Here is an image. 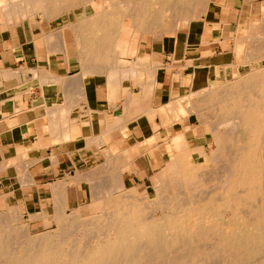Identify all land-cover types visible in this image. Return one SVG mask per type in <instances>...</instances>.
Wrapping results in <instances>:
<instances>
[{
	"label": "bare ground",
	"instance_id": "6f19581e",
	"mask_svg": "<svg viewBox=\"0 0 264 264\" xmlns=\"http://www.w3.org/2000/svg\"><path fill=\"white\" fill-rule=\"evenodd\" d=\"M91 1L23 0L22 3L25 2L27 9L28 5L33 6L34 3H40L41 7L45 6L42 7L43 9L48 8L46 5H52L48 8L52 18L55 13L66 9L86 7ZM103 1V8L100 12L91 16L86 15L72 25L76 34V57L81 61V73L84 74V77L94 71L101 70L102 61L105 60L104 67L109 69L111 81L113 78L115 83L120 73L119 70L121 71L120 76L123 75L126 79L137 76L138 73V69L122 70L117 68L119 58L115 56L114 49L119 45L118 41L126 22H131L130 27L142 32H150L155 36L162 37L166 33H173L180 38L181 35L178 33L180 26L190 25V20H200L203 14L217 10L219 7L216 3L217 6H211L212 0ZM244 1L252 2L254 0ZM55 3L57 4L53 5ZM191 5L194 6L192 9H196L188 8ZM116 6L119 8L115 9ZM15 7L16 5H13L12 10L8 11L10 17H13L17 11L15 10L17 7ZM1 9L6 11L2 6ZM189 9L192 11L190 12ZM5 16L9 17L6 14ZM256 26L264 28V11L260 21L252 20L248 24V28ZM241 29H246V27L239 26V33ZM57 33L58 36L64 34L62 30ZM57 35L55 36L58 37ZM55 36L54 38L45 37L49 38L47 40L49 43L58 42V45H51L52 48L49 49V52H54V47L59 46L56 49L66 52L69 56L67 41L62 39L61 42L59 40L61 36L56 40ZM240 41L238 35L236 44H239ZM257 45V48L254 47L252 60L264 58L263 43L259 41ZM247 58H249L248 55ZM105 69H102L101 73L105 72ZM199 71L202 73L204 70L200 69ZM199 71L196 72L198 74L195 78H199ZM246 74L241 76L238 81L235 79L225 87L222 86L218 89L209 84L205 85V89L195 91L188 98L183 96V99L179 98L178 102L164 107L167 113L172 114L170 119L173 120V123L181 121L179 117L186 113L195 115L204 123H209L212 141L208 148H211L212 152L208 153L204 144L192 147L189 138L179 139V141L177 136H172L169 142L161 144L158 150L156 149L158 152L150 150V156L155 159L156 157L159 159L160 155L164 154L169 164L159 177L170 182L159 186L155 199L144 197V199L137 200L136 198H140L137 189L133 187L124 190L122 194L115 195L116 200L108 199V211H106L108 215L94 217L89 222L86 221L85 231L82 227L83 232L71 233L57 230L49 236L47 234L46 237L33 240L30 231L28 232V224H22L19 233L25 236L23 246L27 247L18 249L19 244L15 249L10 247L12 264H123L126 262L135 264H250V261L255 259L257 261V258L261 262L260 256L264 253V67ZM87 81H89L88 77L83 80L82 76L73 80V83L83 85V82ZM106 82L109 84L108 81ZM114 84L110 85L111 97L115 91ZM151 84L149 82L147 85L151 87ZM88 85L90 84L88 83ZM150 87L148 86V89ZM111 97L110 99H112ZM139 103L141 104V102ZM199 105L205 108L209 107L212 113L208 117L213 119L215 116L216 120L204 119L205 113L201 112ZM164 108L162 107L158 111L161 113ZM54 112L52 111V114L56 115L57 113L54 114ZM70 112L72 111L68 110L66 114ZM62 113H65L64 110L60 113L61 116H64ZM67 117L69 116L67 115ZM55 118L56 124L49 123L57 125L62 117L59 116V120L57 116ZM53 120L55 119L53 118ZM67 120L64 124L66 131L62 137L66 138L65 140L69 137L67 124L69 122ZM119 121L122 120L118 118ZM55 133L57 135V131ZM60 135L58 133L57 137ZM62 138H58L59 141ZM154 138L145 141L152 142ZM161 146L162 148H160ZM105 153L108 155V163L113 164L107 170L115 171L119 175L121 170L119 157H127L126 153L122 149L116 154L105 149ZM185 153H190L194 157L209 154L215 167L209 170L183 169L179 157ZM193 176L196 177V182L193 187L188 188L187 182ZM208 184L211 188L204 189L203 187H207ZM111 195L114 196L113 193ZM92 196L94 197L96 194L94 193ZM157 210L160 213H157ZM58 216H56L60 225L58 227L60 229L69 228L70 217H67L69 219L67 221L66 216ZM74 218L76 220L77 217ZM7 226L8 220L1 219L0 245L5 247H8L6 246L8 241H6ZM90 229H93L92 236ZM87 233H90V238L93 240L86 236ZM84 237H87L86 241ZM33 244L37 245V248L32 247Z\"/></svg>",
	"mask_w": 264,
	"mask_h": 264
},
{
	"label": "crops",
	"instance_id": "0c3cea01",
	"mask_svg": "<svg viewBox=\"0 0 264 264\" xmlns=\"http://www.w3.org/2000/svg\"><path fill=\"white\" fill-rule=\"evenodd\" d=\"M215 3L218 4V9L200 17V21L193 27V35L189 37L184 35L178 41H172L166 35L155 36L133 27H123L118 41L119 49L126 54H132L136 62L124 60L119 56L118 65L122 70L138 69L137 76H132L129 80L138 82L139 94H134L135 92L132 93L123 86L125 78L123 75L120 76V70L116 83L113 78L111 81V76L106 71L103 73L106 75L104 81H98L95 73L88 76L89 81L83 82V85H75L73 79L82 72V65L78 63V59L75 58L76 62H71L74 58L69 55L63 56L64 59L66 58V64L58 62L61 56L49 54L43 32L41 35L33 36L32 29L25 27L24 24L9 23L0 8V217L6 212L12 214L16 211V214L21 215L42 214L36 218L37 221H42L49 215H54L56 218L58 214L65 213L75 201L70 194L74 184L69 176L78 168L96 162L105 163L106 122L114 123L117 117H122L123 125L106 132L115 137L114 132L120 127L127 141L131 138L138 140L139 137L144 138V141L152 138L154 137L152 133L159 126L168 129L169 140L175 134L184 133L189 136L191 132L192 138H200L191 125H185L180 130L179 127L174 129L176 123L172 122L168 125L172 114L163 111L160 113L158 109L191 93L195 87H200V81H203L206 75L217 76V70L225 75V67H231L233 71L235 65L237 70L240 69V63L233 64L237 60L223 62L225 57L222 53L225 52L219 50L228 46L231 42L230 33L238 28L241 17L237 7L240 2L215 0ZM143 34L161 43L139 42L138 50L132 48L131 40ZM140 45H143V48L141 47L143 53L140 51ZM147 60L152 67L148 68L150 72L155 69L151 80L143 79L146 73H150L149 70L145 71L144 64ZM67 66L68 72L76 68L80 71L73 76H65L60 71ZM179 66L182 68L180 71L177 70ZM188 68H191L192 72L190 80L187 78L186 83L191 91L180 92L174 96V101H167L168 104L156 103L170 94L175 77L181 79L182 72ZM200 69L204 71L201 73ZM198 71L200 76L195 78ZM69 81L72 83H68ZM149 82L152 83L151 87L147 85ZM111 84L115 87L112 97ZM118 102H124L125 112L114 114L111 118L106 106L116 109ZM132 105L134 106L131 107ZM62 109L65 112L62 113L64 116L60 114L63 112ZM68 110L72 112L66 114ZM52 111L57 114L54 112L56 115H53ZM155 114L160 117L159 124L153 120ZM55 116L58 120L59 116L62 117V120L58 121L60 126L58 123L50 124H56ZM66 120L69 122L67 140L62 138L66 131L64 130ZM141 122L146 123V126L139 130L133 129L134 125L139 126ZM54 126H58L59 129L53 128ZM54 129L57 135L62 133L60 137L55 135ZM150 131L152 133L149 137L146 136L145 134ZM58 138L64 141H59ZM159 146L153 148L158 150ZM122 150L126 152L127 157L136 153V147L133 146ZM150 150L154 149H148L143 154L149 156ZM146 159L144 161L138 159V161L135 158L126 170L143 173L152 171L154 165L149 157Z\"/></svg>",
	"mask_w": 264,
	"mask_h": 264
},
{
	"label": "rangeland",
	"instance_id": "374dc122",
	"mask_svg": "<svg viewBox=\"0 0 264 264\" xmlns=\"http://www.w3.org/2000/svg\"><path fill=\"white\" fill-rule=\"evenodd\" d=\"M22 1L23 0H0V8H1V6L3 8H5L6 9L5 12L11 11L12 10L11 7L13 5H16V7H17V9H15L17 11H15V13H14L15 17L14 16L10 17L11 16L9 14L10 12H8V13L4 12V14L9 16V17H6L7 21L9 23L14 24V25L24 24L25 27L31 28L33 36H34V34L41 35L43 32L44 37H46V38L47 37H49V38L53 37L54 38V36L58 34L57 32L62 30L64 32V34L59 35V36H61L60 39H59L58 35H57L58 37L55 36V39L56 40L59 39L60 41L63 39V40H65V42L67 41L68 51H69L68 54L74 58L73 60H71V62H76L75 58H77L76 57L77 56V49H76L77 46L75 44L76 34H75V30H73L74 28H72V25L75 24V22L77 23L78 19H82L86 15L91 16L94 13L96 14V13L100 12L103 8V2H104L103 0H92L89 4H87L86 7L79 6L73 10L72 9H69V10L66 9L65 11H61L60 13H55L54 17L51 18V15H50V12L48 11V8L52 7V5H46L48 8L43 9L42 7H45V6L41 7L40 3H34L33 6L28 5V9H27L25 2L22 3ZM239 2L240 3H238L239 7H237V11L240 12V17H241L240 20L241 21H240V23L238 22L239 25H238L237 30L236 31L233 30V32L230 33L231 42L228 44V46L226 48L221 47V48H219V50L220 51L224 50V52H225V53H222V55L225 57L223 59V62L229 61V60H231V61L237 60V62L233 63V64L240 63L241 64L240 69L237 70V65H235L236 67L233 69V71H232L231 67H225V75L222 72L220 73L219 70H217V72H216L217 76L210 74L209 77H207V75H206L205 79L203 81H201L200 87H195L193 92L189 93L188 95H185L184 98L186 96H187L186 98H188L189 95H191L195 91L198 92V91L205 89L206 88L205 85H208V84L211 85L213 88L216 87L215 89H218L222 86L225 87L227 84L230 83V81H234L235 79H237L235 81H238V79L241 76L247 75L246 74L247 72L251 73L252 71H255L261 67H264V58H258L255 60L251 59V56L254 54V50H255V48H257V46H258L257 44H259V41H261L263 43L262 46L264 47V41H262V40H264V30H263L264 28L257 27V26L254 28H248V24L251 23L252 20L253 21H260L261 20V17H262L263 11H264V0H254L252 2H247V1L245 2L244 0H239ZM7 3H8V5H7ZM17 3L19 6L17 5ZM21 4H24V5H21ZM56 4L57 3H55L53 5H56ZM4 5H6V6H4ZM210 5L211 6H217V5H215V0H212ZM23 6L28 10V12ZM30 7H32V8H30ZM193 7L194 6L191 5L188 8L192 9ZM118 8H119V6L115 7V9H118ZM191 9H189L190 12L192 10H195L196 8L192 9V10ZM16 12H18V13L16 14ZM31 14H33V15H31ZM17 15L19 18L16 17ZM207 15H208V12L206 13V16ZM199 21L200 20L193 19V20H190V25L186 24V25L180 26L181 28H180V30H178L179 35H181L180 38H182V36H184V35H185V37H187V36L189 37L191 34L193 35V33H194L193 27H195ZM130 24H131V22H126V26L130 27ZM214 25H217V24H214ZM241 25H245L246 29H241L242 32L240 31V33H239L238 29H239V26H241ZM214 27H216V26H214ZM255 32L257 35L255 34ZM165 35L168 36L172 41H176L177 39H179L173 33H166ZM238 35H239V39L241 41L239 44H236ZM256 38H258V39H256ZM48 39H46V45H47V50L49 52V49L52 48L51 45H58V42L49 43L47 41ZM190 39H192V37ZM139 42L140 43L142 42L145 44L149 43V42L150 43L151 42L152 43L153 42L161 43V41H154L153 38H151L147 34H143L139 38L136 37L135 39H132L130 46L132 48L138 50L139 48H137V47L139 46ZM57 47H59V46H57ZM57 47H54V52H49V54L51 55V53H52V55L55 54V55L61 56L58 59V62L66 64V61L63 58V56H65V55L67 56V53L62 52V51L60 52L59 50H57L58 49ZM141 47L143 48V45H140V51H141V53H143ZM248 47H249V49H248ZM114 50H115L114 54H115V56H118V58L120 56V58H122L124 60H128L130 62H136V58L133 57L132 54H126L125 52L120 51L119 45ZM251 50H253V51H251ZM145 52L149 53L148 50L147 51L145 50ZM217 55H219V54H217ZM247 55L249 58H247ZM77 61H78V63L81 64L80 60H77ZM149 63L150 62L147 60L146 63L144 64V66L146 67V70H145L146 72H147V70H149L148 69L150 67ZM104 66H105V60L102 61L101 70L99 69L97 71H94L91 74H95L97 72L95 75L96 79L102 80V81L106 80V76L103 73H105L106 71L109 72V69L108 70L105 69ZM118 67H119V65L117 64V68ZM120 68L121 67H119L118 69H120ZM151 68L152 67H150V69ZM102 69H105V72L100 74ZM66 70H68V66L66 67V69L61 68V71H60L61 74L65 75V76H73V75H75V73L80 71L79 68H76V70L73 69L70 72H68ZM127 70H130V69H127ZM177 70H179V71L182 70L181 66H179V68ZM149 72H150V70H149ZM184 72H182L181 79H180V77L179 78L175 77L174 85L172 87V91L170 92V94H167V96H165L163 98V100H159L156 103H158V104L163 103L164 104L166 102L165 104H168L167 101H170V100L174 101L175 95L180 94V92L184 93V92H187L190 90V88L188 87L189 85H187V83H186V79L188 78L190 80V78H191V72H192L191 68L186 69ZM152 73H153V71H152ZM152 73L151 72L149 74L146 73L144 75L145 78L143 77V79L144 80H146V79L151 80L153 78ZM80 75L76 76V78H74L73 80H77V79L81 78L82 76H83V80H85V78L88 77L87 75H86V77H84V74H82V73ZM123 86L126 87L130 92H132V93L135 92L134 94L140 93V85L138 84V82L130 81L129 79L125 78L123 80ZM179 98L183 99V96H181ZM179 98H177V100L175 102H178ZM172 103H174V102H172ZM199 107L201 108V112L203 114L205 113L204 119H206L208 121H211L213 119H214V121L216 120L215 116L213 117V119L208 117L212 113L211 109L209 107L205 108L204 106H200V105H199ZM106 110H108L107 111L108 115L111 118H112V115H114V114L115 115L124 114V112H125L124 102H118L116 109H111L107 105ZM158 110H160V109H158ZM163 112H166L165 108L163 109ZM179 118H181V121H177V123L174 124V126H173L174 129H176V127L177 128L179 127L178 130H180V129H183V126H185V125H191L194 127L196 135H199L200 138H197V137L192 138V135H193L192 132L189 133V136L188 135L186 136V134H184V133L176 134L173 136H177L178 137L177 140H179V139L184 140V139L190 138L189 141H190L192 147H197V146L204 144V145H206V148H207L206 151H208V153L212 152V149L208 148L209 143H211V141H212V135L210 133V130H211L210 124L202 122L200 119H198L193 114L188 115L186 113L185 115H183L182 117H179ZM119 120H123L122 117L121 118L119 117ZM153 120L156 121L158 124L160 123V117L156 114L153 116ZM169 120H171V121H168L167 124H170V122H173L172 119H169ZM141 123L142 124L141 125L139 124V126L134 125L135 127L133 129L139 130V128H142L144 125L146 126V123H143V122H141ZM181 123H182V125H181ZM106 125H107V127L105 126V131L109 132L113 129V127L122 126L123 122L122 121L118 122V118H117L114 123L106 122ZM107 128H109V129H107ZM119 129H121V128L118 127V130H116L114 132L115 137H113L112 135L105 132V134H104V141H105L104 149H109L111 152L116 154L121 149H123L125 147H129V146L132 147L133 146L134 148L136 147V153L130 157H125V158L123 156L119 157L121 160L119 163V166L121 169L119 171V175H117V172H115V171H114L115 172L114 173V172H111L112 170L111 171L107 170L110 167V165L112 166L113 164L108 163L109 159H108V155H106V153H105V163L104 164H101L100 162H96V163L78 168V169H76L75 172L71 173V175L69 176V179L71 180V182L74 185L72 186L73 188L71 189L70 194L74 198L75 201L73 204H71L69 206V208L67 209V211L65 213L58 214L59 216L57 215L58 217H60L61 215H63L61 217H65V216H66V218L70 217L69 219H71V220H69L67 218V221L69 220L68 222L70 223V224L68 223L70 225L69 228L66 227L65 229L64 228L60 229V227H58V226H60L59 221H58V219L54 218V215H49L47 219H44L42 221H40V220L37 221V219H36L38 216H42V214H37V215L36 214L35 215L34 214L33 215H26V214L23 215L22 214L21 215L20 213L16 214V211L13 212L12 214H9L6 212V213H4V216H2L4 218L0 217L1 219H7L8 220V226H7L8 236L6 238V241L8 240L6 242V246H8V247H5L4 245H0V262H1L0 264H12V260H11L12 250H10L11 248H13V249L17 248L18 244L20 246V247L18 246V249L19 248L24 249V247L26 246V245L23 246V239L25 238V236L22 233H19V232H21L22 224H26V225L28 224L27 225L28 226L27 227L28 232L30 231L29 233H30V236L32 237L33 240H38L40 238L46 237L47 234L49 236V234H52V233L56 232L57 230L68 231L71 233L83 232V231H85L84 225L87 224V223H85L86 221L89 222V220L93 219L94 217L108 215V213L106 212V211H108L107 210V206H108L107 202H109V200H111V199L116 200L115 195H118L119 193L122 194L124 192V190L130 189L133 187L135 189H137L136 191L138 192V196L140 197L139 199L136 198L137 200L144 199V197H147V198L153 200L157 197L158 188H160L161 185H166L167 183L170 182L167 179H164L163 177H159V175L163 174V170L169 166V164L167 162V158L165 157L164 154H162V156L160 155L159 159H158V157H156L157 160L153 156H150V155L147 156L151 159V161L154 165L153 170L150 172H147V173L129 172V170H126V169L128 168L131 161L134 160L135 158H137V160L139 159L140 161H144V159L147 160L146 159L147 157L145 156V154H143L144 151L151 149V148L154 149V151H155L156 148H153V147H157V145H161L165 141H168L169 140L168 129H166L165 127L159 126V128L156 131H154L153 133H152V131L146 133L145 135H147V136H149V134L152 133V135L155 137L154 138L155 140L153 142H148V143L146 141H144V138H142V137H139L138 140L135 138H131V140L127 141V139H125L123 137L122 129L121 130H119ZM138 141H140V143H138ZM160 148H162V146ZM161 150H162V152H164L163 149H161ZM122 151L125 152L124 150H122ZM139 152H141L142 155L139 154ZM144 157H146V158H144ZM179 159H180L181 167L183 169H187V170L190 169L191 171L197 170V169H199V170L208 169L209 170V169H212L215 167V164L211 161L209 154H203V155L194 157L190 153H185V154L181 155L179 157ZM77 178L78 179L80 178V179L76 180ZM82 179H83V181H82ZM110 181H111V183H110ZM194 182H196V177L193 176L192 178H189V182H187L188 188L193 187ZM209 187H210V185L208 184L207 187H203V188L209 189ZM93 192L96 194V196H94V197L92 196V195H94ZM112 193L114 196L111 195ZM156 212L160 213V211H158V210ZM105 213H107V214H105ZM71 216L73 217L75 222L73 221ZM75 216L77 217L76 220L74 218ZM8 218L12 219V220H9ZM1 219H0V223H1ZM34 219H36V221H34ZM80 221L81 222L83 221L82 222L83 224ZM82 227L84 228V230ZM92 230L93 229H90L91 236L93 233ZM88 231H89V229H88ZM17 233H19V234H17ZM86 236L87 237L89 236V239L93 240L90 238L91 237L90 233H87ZM87 237H84V239ZM19 239H21V240H19ZM12 240H13V242L11 243ZM85 241H86V239H85ZM20 244H22V245H20ZM12 245H13V247H12ZM32 247L37 248V245L33 244ZM260 258L262 259L261 262L258 261V258H257V261H255L256 259L252 260V261H250V264L251 263L252 264H264V253L262 254V256H260Z\"/></svg>",
	"mask_w": 264,
	"mask_h": 264
},
{
	"label": "built area",
	"instance_id": "2783aa9c",
	"mask_svg": "<svg viewBox=\"0 0 264 264\" xmlns=\"http://www.w3.org/2000/svg\"><path fill=\"white\" fill-rule=\"evenodd\" d=\"M123 264H135V263H133V262H126V263H123Z\"/></svg>",
	"mask_w": 264,
	"mask_h": 264
}]
</instances>
